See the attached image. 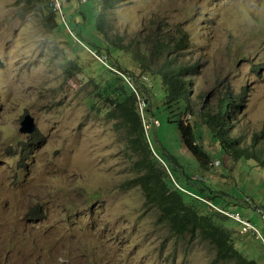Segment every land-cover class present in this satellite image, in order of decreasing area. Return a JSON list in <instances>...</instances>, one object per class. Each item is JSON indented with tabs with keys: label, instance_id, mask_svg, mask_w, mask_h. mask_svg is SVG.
Here are the masks:
<instances>
[{
	"label": "rangeland",
	"instance_id": "rangeland-1",
	"mask_svg": "<svg viewBox=\"0 0 264 264\" xmlns=\"http://www.w3.org/2000/svg\"><path fill=\"white\" fill-rule=\"evenodd\" d=\"M16 2L0 0V264H211L208 242L174 236L156 209L144 207L140 187L125 189L137 174L124 132L106 117L102 94L113 75L103 62L138 79L133 56L121 53L116 62L84 39L63 50L42 13L24 16ZM94 3L60 0L56 7L73 24L76 11ZM110 19L127 45L146 49L158 33H188L185 59L199 69L195 115L184 119L195 127L202 108L213 111L225 91L242 93L231 134L249 149L256 141L264 154V0H124ZM72 61L82 73H67ZM146 76L160 124L151 127L146 117L152 150L177 157L190 191L201 184L223 193L212 202L258 231L233 230L238 250L264 264V168L216 153L202 132L199 144L211 158L207 169L199 167L180 144L176 113L162 108L161 80ZM28 115L37 124L33 136L21 133ZM36 209L43 217L29 220Z\"/></svg>",
	"mask_w": 264,
	"mask_h": 264
},
{
	"label": "trees",
	"instance_id": "trees-1",
	"mask_svg": "<svg viewBox=\"0 0 264 264\" xmlns=\"http://www.w3.org/2000/svg\"><path fill=\"white\" fill-rule=\"evenodd\" d=\"M93 1L95 3L90 8L81 7L76 11L80 19H75L73 24L67 19V22L64 21L55 0H17L16 7L21 9L24 16L40 11L47 28L56 34L58 44L65 46L63 50L71 42H76L72 34L74 32L81 41L90 42L92 51L107 53L116 62H119L121 53L127 52L133 56L141 76L137 79L135 72L128 69H123V72L131 76L136 88L106 66L107 72L113 77L107 82L102 94L108 106L106 117L109 121H117L124 132L137 174L126 183L125 189L140 187L144 195V207L147 210L156 209L159 222L167 225L174 236L185 238L188 235L208 242L215 250L211 264H259L239 251L234 240L237 237L234 231L246 235L251 230L244 232L245 226L226 214L236 213L212 202L223 193L201 184H198V192L190 191L185 183L190 184L192 180L177 157L172 152H166L165 158L154 147L152 150L146 117H152L148 120L149 126L157 125L156 122L159 124L152 112L155 93L154 88L147 84L148 81L142 79L148 74L161 80L162 108L169 114L176 113L180 144L202 169L208 168L211 157L199 144L201 132L205 139L213 142L216 153L234 163L250 160L264 168V154L257 151L256 141H253V148L249 149L231 134L233 114L240 108L242 93L235 96L229 90L225 91L218 98L216 106L212 107L213 111L203 107L198 113L199 122L195 127L189 124L184 118L191 119L195 115L190 99L195 90L194 76L199 69V63L185 59L191 45L189 34L182 30L173 34L170 29L151 37L149 49L145 48L146 44L127 45L124 37L114 33L110 19L112 11L124 0ZM83 69L78 62L72 61L67 73L76 71L80 74ZM162 148L165 149L164 146ZM43 215L36 209L30 211L27 218L40 220L39 217Z\"/></svg>",
	"mask_w": 264,
	"mask_h": 264
},
{
	"label": "water",
	"instance_id": "water-1",
	"mask_svg": "<svg viewBox=\"0 0 264 264\" xmlns=\"http://www.w3.org/2000/svg\"><path fill=\"white\" fill-rule=\"evenodd\" d=\"M37 130L35 118L32 115L26 116L22 123L21 133L25 136H33L37 133Z\"/></svg>",
	"mask_w": 264,
	"mask_h": 264
},
{
	"label": "clouds",
	"instance_id": "clouds-1",
	"mask_svg": "<svg viewBox=\"0 0 264 264\" xmlns=\"http://www.w3.org/2000/svg\"><path fill=\"white\" fill-rule=\"evenodd\" d=\"M62 15H63L64 21L67 22L66 17H65V13H63ZM71 32H72V31H71ZM72 34H73V36H74L76 42L81 43V44H84V42L81 41V40L76 36V34H75L74 32H72ZM103 63H104L105 66H107L109 69H111V70L117 72L120 76H122V77L125 78L126 80H127V78L130 79V82L132 83V85H131V83H130L128 80H127V82H128L133 88H136V84L131 80V76H130V75L126 74L125 72H121L119 69H115V68H113V67H111V66H108V64H107L106 62H103ZM147 78H148L147 76H144L143 79H142V81H145ZM217 165H219V162H218Z\"/></svg>",
	"mask_w": 264,
	"mask_h": 264
},
{
	"label": "built area",
	"instance_id": "built-area-1",
	"mask_svg": "<svg viewBox=\"0 0 264 264\" xmlns=\"http://www.w3.org/2000/svg\"><path fill=\"white\" fill-rule=\"evenodd\" d=\"M55 1L60 2V0H55ZM127 80L130 82V79L127 78ZM131 85H132V83H131ZM157 125H159V124L157 123ZM217 164H218V162H217ZM217 210H220V209H217ZM226 214L229 215V213H226ZM230 216L245 226L244 232H246L248 229L253 228L252 225L248 221L242 219L239 215H230Z\"/></svg>",
	"mask_w": 264,
	"mask_h": 264
},
{
	"label": "bare ground",
	"instance_id": "bare-ground-1",
	"mask_svg": "<svg viewBox=\"0 0 264 264\" xmlns=\"http://www.w3.org/2000/svg\"><path fill=\"white\" fill-rule=\"evenodd\" d=\"M66 2H67V1H66ZM66 2H65V3H66ZM63 13H64V10H62V14H63ZM131 80H133V79H131ZM145 81H148V79H146ZM190 100H191V99H190ZM156 124H157V122H156ZM213 208H214V207H213ZM214 209H216V208H214ZM227 215H228V214H227ZM230 215H238V214H230V213H229L228 216H230ZM239 216H240V215H239ZM230 217H231V216H230ZM262 218L264 219V215L262 216ZM242 219H243V218H242ZM248 222L250 223V221H248ZM250 224H251V223H250ZM252 227H253V226H252ZM251 229L257 234L258 231H257L256 228L253 227V228H251ZM251 229H249V230H251Z\"/></svg>",
	"mask_w": 264,
	"mask_h": 264
}]
</instances>
